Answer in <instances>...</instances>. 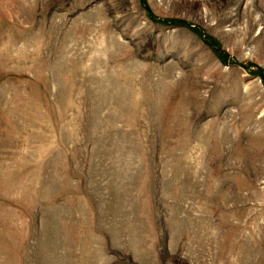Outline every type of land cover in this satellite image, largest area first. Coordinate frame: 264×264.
<instances>
[{"label": "rangeland", "instance_id": "1", "mask_svg": "<svg viewBox=\"0 0 264 264\" xmlns=\"http://www.w3.org/2000/svg\"><path fill=\"white\" fill-rule=\"evenodd\" d=\"M0 264H264V0H0Z\"/></svg>", "mask_w": 264, "mask_h": 264}]
</instances>
